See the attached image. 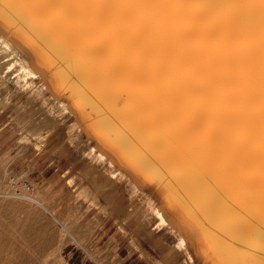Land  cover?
<instances>
[{
	"label": "bare ground",
	"instance_id": "6f19581e",
	"mask_svg": "<svg viewBox=\"0 0 264 264\" xmlns=\"http://www.w3.org/2000/svg\"><path fill=\"white\" fill-rule=\"evenodd\" d=\"M13 2L0 0L5 71L14 66L18 79L40 77L54 98L69 92L72 110H67L81 131L97 141L94 149L108 155L112 165L124 167L136 190L162 189L161 203L147 221L154 222V216L158 224H150L152 232L171 231L182 240L186 254L181 247L173 250L178 264L193 259L199 264H264V203L258 183L239 169L247 190L229 178L218 161L235 167L230 154L208 133L206 120L190 115L242 118L240 88L231 68L163 24L145 25L124 40L71 14L49 22L31 10L4 11ZM26 17L48 32L49 38L41 33L47 44L26 27ZM202 23L227 37L235 22L204 17ZM133 53L163 73L173 90L161 91L134 72ZM176 93L182 105L174 99ZM118 196L127 205L129 198Z\"/></svg>",
	"mask_w": 264,
	"mask_h": 264
},
{
	"label": "rangeland",
	"instance_id": "374dc122",
	"mask_svg": "<svg viewBox=\"0 0 264 264\" xmlns=\"http://www.w3.org/2000/svg\"><path fill=\"white\" fill-rule=\"evenodd\" d=\"M4 59L0 55V264H178L179 237L162 245V229L152 232L130 215L133 202L107 194L133 186L126 169L109 163L81 131L68 111L70 93L54 98L40 77L18 79L14 66L6 72ZM136 194L161 203L152 187Z\"/></svg>",
	"mask_w": 264,
	"mask_h": 264
},
{
	"label": "snow or ice",
	"instance_id": "6c2138e0",
	"mask_svg": "<svg viewBox=\"0 0 264 264\" xmlns=\"http://www.w3.org/2000/svg\"><path fill=\"white\" fill-rule=\"evenodd\" d=\"M31 10L44 21L73 15L82 24L89 19L104 26L115 36L127 40L145 25L163 24L221 62L235 73L242 99V118L206 117L191 111L193 119L207 121V131L230 154L235 167L218 166L247 190L238 169L246 171L259 186L264 203V0H14L4 11ZM235 22L227 37L212 31L202 18ZM26 27L42 42L48 32L25 18ZM52 45L53 42L51 41ZM47 44V43H46ZM131 68L149 79L161 91L173 90L163 73L143 62L135 53ZM174 99L183 104L176 93ZM264 220V215L261 217Z\"/></svg>",
	"mask_w": 264,
	"mask_h": 264
},
{
	"label": "crops",
	"instance_id": "0c3cea01",
	"mask_svg": "<svg viewBox=\"0 0 264 264\" xmlns=\"http://www.w3.org/2000/svg\"><path fill=\"white\" fill-rule=\"evenodd\" d=\"M116 180H117V183L120 184V185H122L125 182L121 177L116 178ZM130 184L133 186V188L132 189H129V186L124 185V187H123L124 192H122V194H124L125 197L129 198L127 204H130L131 202H133L135 204L134 205V209L131 210V213L134 214V216L132 215L134 217V219H136L137 221L144 220V221H146V224L148 226L150 224H152V223H155V225L158 224V222H157V220H156V218L154 216L152 217V219H154V222H151V223L150 222L148 223L147 218H149L150 215H153L154 210L158 207L159 204L158 205H154V204H151V202H149L148 204H146L144 202V200L142 201V198L140 199L139 196H137L136 191H138V190H136V188H134V185L131 182H130ZM152 188L154 190H158V192L160 193V195H161V193H163L162 189H159L156 186H152ZM108 191H109L108 194L110 196H112L114 194V199L117 198L116 200H118L120 198V196H118V195H122V194L116 193L117 194V196H116V194L114 192L112 193V192H110V190H108ZM135 206H136V208H135ZM148 229L151 231V225L148 227ZM173 234L174 233L171 232V231L162 233V235H161L162 236L161 242L162 243H165L168 246H170V244L172 243V240L174 239L173 238ZM179 241L181 242L182 240L179 238ZM181 244H182V242L179 243V245H178L177 248H180L181 247L180 252L182 254H184V253L186 254L187 251L185 249H182V245ZM196 260L197 259L191 260V262H189V264H196V263L199 264Z\"/></svg>",
	"mask_w": 264,
	"mask_h": 264
},
{
	"label": "built area",
	"instance_id": "2783aa9c",
	"mask_svg": "<svg viewBox=\"0 0 264 264\" xmlns=\"http://www.w3.org/2000/svg\"><path fill=\"white\" fill-rule=\"evenodd\" d=\"M25 188L27 189V191H31V187L29 185H27Z\"/></svg>",
	"mask_w": 264,
	"mask_h": 264
}]
</instances>
